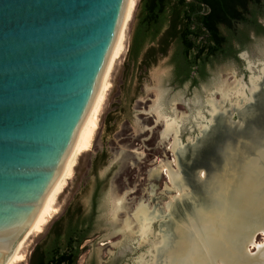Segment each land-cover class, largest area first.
<instances>
[{
	"label": "rangeland",
	"instance_id": "1",
	"mask_svg": "<svg viewBox=\"0 0 264 264\" xmlns=\"http://www.w3.org/2000/svg\"><path fill=\"white\" fill-rule=\"evenodd\" d=\"M135 3L125 30L124 52L109 76V89L91 147L78 157L72 176L57 198V214L49 219L42 233L28 238L20 252L24 260L16 264H29L37 247L45 249L52 243V226L63 219L67 209L81 207L85 215L89 214L95 193L96 221L81 247L78 264H137L147 248L138 247L115 231L140 203L152 210L150 215L158 217L154 230L161 229L169 244L174 242L178 226L213 213L216 200L254 178L257 167H264V79L255 103L231 115L241 99L236 90L238 81L242 79L249 87L248 79L259 76L263 68L264 31L250 29V41L237 58H215L193 73L190 80L182 81L175 59L179 48L176 43L147 69L137 68L129 60L141 0ZM259 23L264 27V19ZM249 61L254 65L248 72L245 63ZM223 83L226 90H219L225 98L217 92ZM157 93L165 116L177 120L183 117L177 131L179 146L173 137H162L164 123L153 111ZM215 103L222 109L215 113L214 125L200 136L197 125L211 120L210 110ZM246 111L250 114L244 119L241 114ZM199 112L204 120H194ZM255 121L261 125L256 126ZM251 124L254 128L248 135ZM176 177L181 190L178 194L173 184ZM115 198H123V209L114 222L109 211ZM260 215L264 216V211ZM66 225L65 220L62 226ZM262 244L264 236L258 234L256 245ZM256 252L251 247L250 255Z\"/></svg>",
	"mask_w": 264,
	"mask_h": 264
},
{
	"label": "water",
	"instance_id": "2",
	"mask_svg": "<svg viewBox=\"0 0 264 264\" xmlns=\"http://www.w3.org/2000/svg\"><path fill=\"white\" fill-rule=\"evenodd\" d=\"M126 4L0 0V264L61 174L96 97Z\"/></svg>",
	"mask_w": 264,
	"mask_h": 264
},
{
	"label": "bare ground",
	"instance_id": "3",
	"mask_svg": "<svg viewBox=\"0 0 264 264\" xmlns=\"http://www.w3.org/2000/svg\"><path fill=\"white\" fill-rule=\"evenodd\" d=\"M135 6V0H127L119 34L96 97L65 161L61 174L47 195L37 217L16 244L5 264H16L24 260L20 254L24 243L34 233H42L49 219L57 214L58 210L55 207L57 198L72 176L78 157L90 149L94 132L97 129L98 117L109 89L108 79L115 61L124 52L125 30L132 19ZM248 63V69L252 71L253 64L250 61ZM263 79L264 64L260 75L252 76L249 79V87H246L242 79L238 81L236 90L239 91L241 99L231 115L254 102ZM226 88L227 85L223 83L217 88V92L221 93L222 91L219 89L224 91ZM233 90L235 91V88ZM221 95L225 98L223 92ZM156 97L153 111L158 121L164 123L162 137H173L175 145L179 146L181 143L177 131L183 124V117L177 120L165 116L159 106L158 93ZM215 104L216 107L212 105L210 110L211 120L207 124L197 125L200 136L214 125V117L218 110L222 109V107L217 106V103ZM198 119H205L201 112L194 118V120ZM255 171L254 178L246 179L238 188L235 187L234 192L225 193L216 200L213 213L201 218H192L187 225L182 224L177 228L175 227V240L172 243L167 244L165 242L161 229L157 232L154 230V225L159 223L158 217L154 214L150 215L152 210L143 203L136 207L132 216L126 218L122 226L115 232L126 239H131L138 247L147 248L146 253L137 259V264H264V244L256 245L257 235L262 234L264 236V216L260 215V212L264 211V167H257ZM176 179L177 177L173 180V184L178 194L181 190L177 187ZM262 193L263 195H261ZM122 206L123 198L112 200L109 215L114 222L122 211ZM170 206L171 203L166 206L167 211ZM228 216H230V222ZM251 247L257 249L254 255H250Z\"/></svg>",
	"mask_w": 264,
	"mask_h": 264
},
{
	"label": "trees",
	"instance_id": "4",
	"mask_svg": "<svg viewBox=\"0 0 264 264\" xmlns=\"http://www.w3.org/2000/svg\"><path fill=\"white\" fill-rule=\"evenodd\" d=\"M141 0L138 25L128 57L147 69L158 56L178 45L176 63L182 81L218 57L237 58L250 41V29L261 32L264 0ZM103 157V154L99 156ZM96 193L89 214L67 209L50 234L52 243L37 247L29 264H78L81 247L96 221ZM67 221L66 227L63 222Z\"/></svg>",
	"mask_w": 264,
	"mask_h": 264
}]
</instances>
